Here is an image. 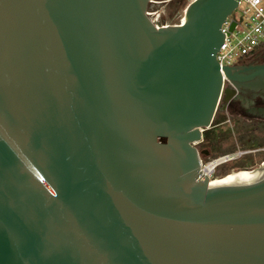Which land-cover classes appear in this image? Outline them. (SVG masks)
<instances>
[{
    "label": "water",
    "instance_id": "95a60500",
    "mask_svg": "<svg viewBox=\"0 0 264 264\" xmlns=\"http://www.w3.org/2000/svg\"><path fill=\"white\" fill-rule=\"evenodd\" d=\"M169 1L0 0V264H264V163L209 187L196 147L264 92L216 59L243 0Z\"/></svg>",
    "mask_w": 264,
    "mask_h": 264
},
{
    "label": "built area",
    "instance_id": "2783aa9c",
    "mask_svg": "<svg viewBox=\"0 0 264 264\" xmlns=\"http://www.w3.org/2000/svg\"><path fill=\"white\" fill-rule=\"evenodd\" d=\"M192 1L193 0L190 2ZM242 2H246L247 6L241 11V18L235 19L233 14L226 20L221 28L224 35V42L216 54V59L221 69L226 66L240 64L242 61H245L264 48V0H243ZM148 15L158 28L179 25L184 21L183 18L177 23H167L166 21L155 19L154 14L150 11H148ZM182 16H180L179 19ZM234 22L236 26L230 31V27ZM227 84L228 80L224 77V87ZM203 131L204 130H201L202 133ZM240 154L241 152L229 153L205 162L202 161L200 169L201 174L207 176L211 182V180H214L213 176L220 166L237 160ZM213 163V170L209 171L207 168Z\"/></svg>",
    "mask_w": 264,
    "mask_h": 264
},
{
    "label": "flooded vegetation",
    "instance_id": "af4514ba",
    "mask_svg": "<svg viewBox=\"0 0 264 264\" xmlns=\"http://www.w3.org/2000/svg\"><path fill=\"white\" fill-rule=\"evenodd\" d=\"M243 63L247 65L264 64V48H262L258 53L249 57L245 61H242L241 64ZM220 108L221 109L224 108V111H218L215 115L214 121L218 116H225L226 120L217 122L215 125L212 124L210 129L204 130L202 133V141L196 145L199 151H206L208 153L207 156H202V161L204 159H206V161L211 159V157L214 154V144L216 142H218L219 140H225L229 138V135L226 133L228 124L232 125L234 122L239 123V125H243V126H248L249 124H253L258 128L260 134L264 136V92L254 91L251 89H242L236 92V94L228 104L221 101ZM244 131H246V129ZM229 147L233 150H228L226 151L227 153H223L219 156L229 153L241 152V154L238 156L237 160L235 161L239 162V161H243V159L246 158H252L253 164H249L248 162H246L245 164L250 167H256V166L261 167L264 163V158L263 159L259 158L261 154H264V146H259L244 151L234 150L233 147H236L235 143L232 145L229 144ZM219 156H215L213 158ZM238 165H243V164H238ZM222 171L223 173H226L225 169H223ZM233 171L234 170H231L230 172L232 173Z\"/></svg>",
    "mask_w": 264,
    "mask_h": 264
},
{
    "label": "rangeland",
    "instance_id": "374dc122",
    "mask_svg": "<svg viewBox=\"0 0 264 264\" xmlns=\"http://www.w3.org/2000/svg\"><path fill=\"white\" fill-rule=\"evenodd\" d=\"M190 1L191 0H170L169 2L163 3L157 8L148 10V11L153 13L154 18L159 19V21H166L167 23H177L179 20V17L183 15ZM246 6H247L246 2H242L240 4L239 9H237L234 12L235 19L241 18L242 16L241 11H243L246 8ZM224 120H226L225 116H218L213 124L215 125L217 122H221ZM245 129L246 131H244ZM226 133L229 135V138L225 140H219L218 142L214 144V154L211 157V159L215 156H219L223 153H227L226 151L228 150H233L229 147V144L232 145L235 143L236 147H233V148L236 151L238 150L244 151V150L256 148L259 146H264V136L260 134V131L258 130V128L254 126L253 124H249L248 126H243V125H239V123L234 122L232 125L228 124ZM259 158L263 159L264 154H261ZM203 161L205 162L206 159H204ZM246 162H248L249 164H253L252 158H246V159H243V161H239V162L233 161V162L220 166L217 169L216 174L213 176V179L223 176L225 174L222 171L223 169H225L226 172H230L231 169L233 168L235 170L238 164H246ZM259 168H260L259 166H256V167H253L252 170L259 169ZM232 173H235V172H232ZM232 173H229V175Z\"/></svg>",
    "mask_w": 264,
    "mask_h": 264
},
{
    "label": "bare ground",
    "instance_id": "6f19581e",
    "mask_svg": "<svg viewBox=\"0 0 264 264\" xmlns=\"http://www.w3.org/2000/svg\"><path fill=\"white\" fill-rule=\"evenodd\" d=\"M213 167H214V163L213 164H211L207 169L209 170V171H212L213 170ZM260 169V168H259ZM255 170H258V169H255ZM255 170H245V171H238V172H236V173H233V174H231V175H226V177H222V178H218V179H214V180H211V182H210V185H209V187H211V186H214V185H217V184H219V183H222V182H225V181H227V180H229V179H231V178H233V177H236V176H238V175H240V174H245V175H247V174H250V173H252L253 171H255Z\"/></svg>",
    "mask_w": 264,
    "mask_h": 264
},
{
    "label": "trees",
    "instance_id": "16d2710c",
    "mask_svg": "<svg viewBox=\"0 0 264 264\" xmlns=\"http://www.w3.org/2000/svg\"><path fill=\"white\" fill-rule=\"evenodd\" d=\"M252 169H253V167H250V166H247V165L243 164V165H237L235 170H234V168L231 169V170H234L233 172H238V171H245V170L249 171V170H252ZM229 173H231V172H226L223 176H221L219 178H222V177L228 175ZM215 179H218V178H215Z\"/></svg>",
    "mask_w": 264,
    "mask_h": 264
}]
</instances>
